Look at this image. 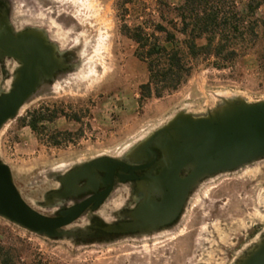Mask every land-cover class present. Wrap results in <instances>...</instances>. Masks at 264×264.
I'll list each match as a JSON object with an SVG mask.
<instances>
[{
    "label": "rangeland",
    "instance_id": "1",
    "mask_svg": "<svg viewBox=\"0 0 264 264\" xmlns=\"http://www.w3.org/2000/svg\"><path fill=\"white\" fill-rule=\"evenodd\" d=\"M50 1L64 10L59 24L44 17L41 3L46 0H11L12 26L20 32L32 24H48L57 33L59 51L74 46L78 56L66 59L73 69L45 81L0 131V159L10 166L24 200L43 215L53 212L45 197L59 186L57 177L76 164L102 155L118 157L180 112L205 116L222 98L235 96L249 103L264 100L261 24L256 35L247 31L239 39L233 60L191 58L181 35L170 42L156 29L163 24L175 32L170 20L183 0ZM245 4L238 1L244 14ZM262 17L264 9L255 15ZM252 21L246 20V26ZM77 38L80 44L75 46ZM175 45L190 71L178 89L154 83L152 96L145 97L141 87L150 80L149 62L158 64V55L150 58V50L157 46L170 51ZM90 60L91 73L77 79L85 66L89 70ZM18 65L10 58L0 60V94L11 89ZM35 117L41 119L34 128ZM121 204L118 193L104 211ZM69 232L73 236L52 239L0 217V245L12 249L21 264H237L263 241L264 159L208 178L169 233L89 243Z\"/></svg>",
    "mask_w": 264,
    "mask_h": 264
},
{
    "label": "water",
    "instance_id": "2",
    "mask_svg": "<svg viewBox=\"0 0 264 264\" xmlns=\"http://www.w3.org/2000/svg\"><path fill=\"white\" fill-rule=\"evenodd\" d=\"M16 60L17 69L11 89L0 94V131L15 119L26 102L45 81H53L58 70L73 69L58 47L45 33L36 28L16 32L9 15L0 20V60ZM150 146L165 147L170 157L192 169L190 178H210L220 173L232 172L248 164L264 159V100L249 103L235 96L222 98V103L205 116L178 113L168 124L156 130L140 150ZM141 152V151H140ZM118 162L111 157H98L92 165ZM66 184V180H61ZM69 208L59 213V218L41 214L22 197L15 185L12 170L0 159V217L35 234L52 239L73 236L63 230L75 222L93 201L99 206L108 196ZM67 192L55 193L62 199ZM161 221L155 229L166 227ZM259 254L264 252V241L258 244ZM237 264H264L251 252Z\"/></svg>",
    "mask_w": 264,
    "mask_h": 264
},
{
    "label": "flooded vegetation",
    "instance_id": "3",
    "mask_svg": "<svg viewBox=\"0 0 264 264\" xmlns=\"http://www.w3.org/2000/svg\"><path fill=\"white\" fill-rule=\"evenodd\" d=\"M41 7L45 12V18L54 17L59 24V17L64 10L60 9L58 3L46 0L41 3ZM12 14L11 0H0V20L5 15H9L12 21ZM72 17L77 21L75 28L80 29L82 25L75 16ZM27 28L43 31L58 49L63 50L58 39L54 37L57 33L48 24H32ZM14 30L19 32L15 27ZM62 53L68 61L73 55L78 56L74 46ZM19 67L20 65L17 69ZM63 72L65 70H58L54 76L57 77ZM153 133L129 147L118 157L99 156L115 158L118 160L116 163L92 165V161L96 159L94 158L78 163L59 175L57 177L59 186L45 197L48 210L53 212L45 216L59 218L61 211L79 206L91 199H100L110 190L99 206H96L95 201L91 202L80 217L63 230L73 231L80 240L90 243L127 237L156 236L176 229L184 217L195 190L208 178H200L194 183L190 178L192 169L171 158L165 147L150 146L149 150H140L141 144ZM63 179L66 180V184H62ZM65 191L67 194L64 198H55V193ZM118 193L122 199L121 206L115 210L104 211L107 204L115 201ZM161 221L167 223L166 227L155 229ZM259 251L260 248L255 246L251 250V256L260 258L264 262V252L259 254Z\"/></svg>",
    "mask_w": 264,
    "mask_h": 264
},
{
    "label": "trees",
    "instance_id": "4",
    "mask_svg": "<svg viewBox=\"0 0 264 264\" xmlns=\"http://www.w3.org/2000/svg\"><path fill=\"white\" fill-rule=\"evenodd\" d=\"M238 1L183 0L180 6L173 8L175 18L170 22L175 32H169L163 24H158L156 29L165 32L170 42L176 41L177 34L181 35L187 56L191 58L213 55L221 61L233 60L238 55L239 39L244 38L247 31L256 35V25L264 27V17L255 18L264 0H241L246 3L245 14L240 11ZM250 18L253 19L252 24L246 26V20ZM138 40L141 41L140 36ZM154 54L158 55V64L153 60L149 62L150 80L141 87L145 97L152 96L154 83L164 85L165 90L178 89L190 71L182 49L176 45L170 51L166 47L155 46L150 50L149 57ZM155 67L159 69L155 71ZM161 94L158 93L159 96ZM40 119L34 118V128ZM0 264L21 263L12 249L0 245Z\"/></svg>",
    "mask_w": 264,
    "mask_h": 264
},
{
    "label": "bare ground",
    "instance_id": "5",
    "mask_svg": "<svg viewBox=\"0 0 264 264\" xmlns=\"http://www.w3.org/2000/svg\"><path fill=\"white\" fill-rule=\"evenodd\" d=\"M100 40H101V35L99 34L98 35V39H97V42H96V46L95 47H97V45L100 43ZM79 39L77 38L76 39V43H75V46H78L80 43H79ZM85 44H87V46H89V45H91V43L89 42V41H86V43ZM74 45V44H73ZM86 46V45H85ZM85 50H87V49H85ZM85 50H84V53L83 54H85L86 55V53H85ZM82 57H84V56H82ZM91 62H89V70H88V68L86 69V66L79 72V73H76V76H77V79H79V80H81V79H84L86 76H88L90 73H91V70H90V68H91V65H92V60H90ZM77 71V70H76ZM76 79V80H77ZM25 106V105H24ZM23 109V108H22ZM21 109V110H22ZM20 110V111H21ZM127 150V149H126ZM136 150V149H135ZM128 152V151H127ZM130 152V151H129ZM134 153V152H133Z\"/></svg>",
    "mask_w": 264,
    "mask_h": 264
},
{
    "label": "crops",
    "instance_id": "6",
    "mask_svg": "<svg viewBox=\"0 0 264 264\" xmlns=\"http://www.w3.org/2000/svg\"><path fill=\"white\" fill-rule=\"evenodd\" d=\"M264 9V4L260 7L259 11H263Z\"/></svg>",
    "mask_w": 264,
    "mask_h": 264
}]
</instances>
